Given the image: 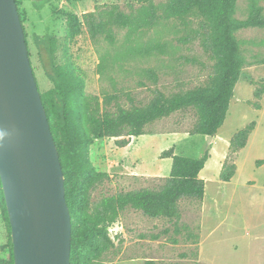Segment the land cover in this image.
<instances>
[{
    "label": "rangeland",
    "instance_id": "rangeland-1",
    "mask_svg": "<svg viewBox=\"0 0 264 264\" xmlns=\"http://www.w3.org/2000/svg\"><path fill=\"white\" fill-rule=\"evenodd\" d=\"M15 1L40 93L52 83L38 60L34 35L56 39V64L67 65L80 81L79 102L98 103L109 112L144 106L155 91L170 96L203 87L214 75L215 61L197 33L199 17L165 19L159 9L160 18L150 28L114 26L92 39L82 27L72 40L67 37L70 16L81 21L84 14L109 7L128 15L148 2L160 7L166 0ZM255 1L264 16V0ZM249 3L236 0L233 18L246 19ZM234 36L244 64L226 118L209 143L205 136L190 135L197 113L189 108L148 124L144 137L101 138L90 146L91 165L96 173L106 174L91 190V203L122 192L159 190L172 165L160 155L172 147L189 159L201 158L205 152L212 155L203 169L201 200L181 199L178 220L149 218L125 209L109 228L112 246L92 264H264V164H256L264 160V28L239 29ZM153 45H160L161 51L140 54ZM260 88L261 97L256 99L254 92ZM252 123L243 151L232 154L228 143ZM120 139L130 143L119 148L115 141ZM224 164L235 165L229 183L219 180ZM6 242L0 218V247Z\"/></svg>",
    "mask_w": 264,
    "mask_h": 264
},
{
    "label": "trees",
    "instance_id": "trees-1",
    "mask_svg": "<svg viewBox=\"0 0 264 264\" xmlns=\"http://www.w3.org/2000/svg\"><path fill=\"white\" fill-rule=\"evenodd\" d=\"M235 6L236 0H166L160 7L148 2L128 15L109 7L84 14L81 21L76 16H70L67 28L70 40L80 34L82 27L92 39L108 33L114 26L130 30L153 27L160 18L157 15L159 9L165 19L201 18L197 33L202 37L204 49L215 61L214 75L208 83L170 96L155 91L146 105L129 109L117 107L114 112L100 109L98 103L82 105L78 98L82 87L80 81L67 65L56 64V39L50 35H34L38 60L46 78L52 83V87L40 95L64 176L65 200L71 219L70 264H92L100 258L112 246L109 228L127 208L149 218L178 220L181 199L203 198L204 181L199 178V173L209 159L208 152L201 158L189 159L176 155L172 147L160 155L161 159H171L172 165L169 177L159 190L122 192L91 203V190L106 174L96 173L89 161V148L95 139L140 137L145 135L144 129L148 124L189 108L197 113L190 135L213 138L226 118L244 64L234 33L239 29L264 28L262 8L255 0H250L249 14L244 20L233 18ZM161 49L160 45H153L139 52L150 55ZM149 74L153 76L152 72ZM261 94L262 88L257 89L254 97L260 99ZM254 126L252 123L232 137L229 143L232 154L246 146ZM128 143V140L120 139L115 141V146L122 148ZM256 164L261 166L264 160H258ZM234 172L235 165L224 164L219 180L230 182ZM0 218L7 233V242L0 247V264H14L1 184Z\"/></svg>",
    "mask_w": 264,
    "mask_h": 264
},
{
    "label": "water",
    "instance_id": "water-1",
    "mask_svg": "<svg viewBox=\"0 0 264 264\" xmlns=\"http://www.w3.org/2000/svg\"><path fill=\"white\" fill-rule=\"evenodd\" d=\"M53 141L16 1L0 0V184L14 264H70L71 219Z\"/></svg>",
    "mask_w": 264,
    "mask_h": 264
},
{
    "label": "crops",
    "instance_id": "crops-1",
    "mask_svg": "<svg viewBox=\"0 0 264 264\" xmlns=\"http://www.w3.org/2000/svg\"><path fill=\"white\" fill-rule=\"evenodd\" d=\"M140 137H144V135H142V136H140ZM251 140V139H250ZM250 140H249V142H250ZM229 144V143H228ZM228 144H226V147L228 146ZM241 151H243V150H241ZM175 154H176V151H175ZM177 155V154H176ZM225 155H226V151H225V153L223 154V156L218 160V165L219 166H221V162H223V160H224V158H225ZM167 159H169V158H167ZM212 159V155L211 154H209V159L207 160V162L205 163V166L207 165V163L210 161ZM170 161H171V159H170ZM204 166V167H205ZM219 166H218V170H219ZM204 169V168H203ZM203 169L200 171V173H199V178L200 179H202L203 181H204V183H205V181H206V179L204 178V174H203ZM237 170H238V167H237ZM231 181V180H230ZM229 183V182H228Z\"/></svg>",
    "mask_w": 264,
    "mask_h": 264
}]
</instances>
